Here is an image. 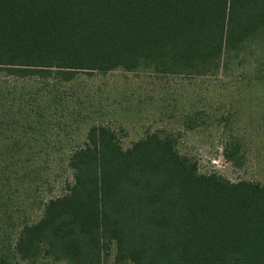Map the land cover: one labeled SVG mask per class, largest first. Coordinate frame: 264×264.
<instances>
[{"label":"trees","instance_id":"obj_1","mask_svg":"<svg viewBox=\"0 0 264 264\" xmlns=\"http://www.w3.org/2000/svg\"><path fill=\"white\" fill-rule=\"evenodd\" d=\"M248 59L237 83L264 87V0H0V264H104L113 249L116 264H264V184L203 174L158 133L125 149L92 125L63 159L65 193L37 222L23 211L49 185L52 135L87 117L64 107L80 75L205 77ZM225 158L245 163L237 138Z\"/></svg>","mask_w":264,"mask_h":264},{"label":"rangeland","instance_id":"obj_2","mask_svg":"<svg viewBox=\"0 0 264 264\" xmlns=\"http://www.w3.org/2000/svg\"><path fill=\"white\" fill-rule=\"evenodd\" d=\"M250 64L249 59L245 65L233 61L226 70L205 77L124 71L80 75L75 83L63 88L73 97L64 107H77L87 117L72 131L52 135L55 142H61L53 152L58 159L48 171L49 185L33 193L30 201L25 200L27 218L37 222L43 212L41 202L65 193L63 182L73 181V176L63 159L69 154L70 144L82 142L92 125L111 127L125 149L148 133L173 137L180 153L198 162L201 173H217L232 182L264 184V87L237 83L239 74ZM233 138L241 142L246 156L242 167L225 158L226 144ZM115 253L113 249L104 264H116Z\"/></svg>","mask_w":264,"mask_h":264}]
</instances>
